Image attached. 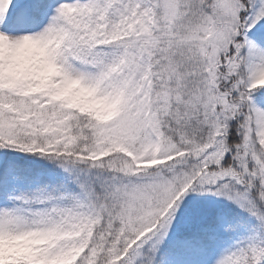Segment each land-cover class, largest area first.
Masks as SVG:
<instances>
[{"label": "snow or ice", "instance_id": "6c2138e0", "mask_svg": "<svg viewBox=\"0 0 264 264\" xmlns=\"http://www.w3.org/2000/svg\"><path fill=\"white\" fill-rule=\"evenodd\" d=\"M0 264H264V0H0Z\"/></svg>", "mask_w": 264, "mask_h": 264}]
</instances>
